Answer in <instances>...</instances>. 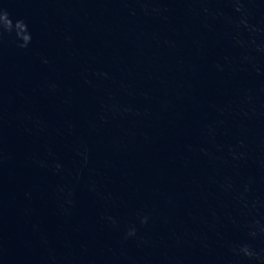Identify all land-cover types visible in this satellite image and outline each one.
Masks as SVG:
<instances>
[{
	"label": "water",
	"instance_id": "water-1",
	"mask_svg": "<svg viewBox=\"0 0 264 264\" xmlns=\"http://www.w3.org/2000/svg\"><path fill=\"white\" fill-rule=\"evenodd\" d=\"M193 0H0V250L97 144Z\"/></svg>",
	"mask_w": 264,
	"mask_h": 264
}]
</instances>
